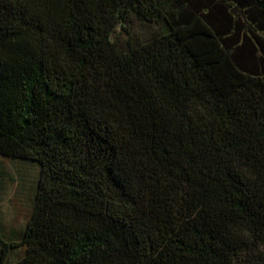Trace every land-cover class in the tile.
<instances>
[{
	"label": "trees",
	"instance_id": "1",
	"mask_svg": "<svg viewBox=\"0 0 264 264\" xmlns=\"http://www.w3.org/2000/svg\"><path fill=\"white\" fill-rule=\"evenodd\" d=\"M0 155V264H264V0H0Z\"/></svg>",
	"mask_w": 264,
	"mask_h": 264
},
{
	"label": "rangeland",
	"instance_id": "2",
	"mask_svg": "<svg viewBox=\"0 0 264 264\" xmlns=\"http://www.w3.org/2000/svg\"><path fill=\"white\" fill-rule=\"evenodd\" d=\"M38 173L36 166L0 155V234L19 240L31 212ZM22 247L6 264H17Z\"/></svg>",
	"mask_w": 264,
	"mask_h": 264
}]
</instances>
